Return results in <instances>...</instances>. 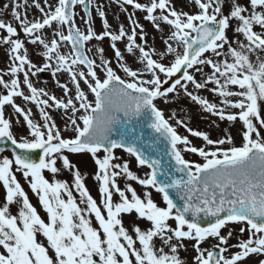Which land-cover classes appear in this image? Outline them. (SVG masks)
I'll return each instance as SVG.
<instances>
[{"label": "snow or ice", "instance_id": "obj_1", "mask_svg": "<svg viewBox=\"0 0 264 264\" xmlns=\"http://www.w3.org/2000/svg\"><path fill=\"white\" fill-rule=\"evenodd\" d=\"M188 2L198 11L178 10L173 0H122L145 13L144 19L161 33V50L148 45L147 33L135 13L128 17V29L120 24L114 30L103 6L96 5L102 21V30L97 32L93 0H43L47 10L40 0H33L42 14L34 20L28 18V0H11L0 7V15L10 9L17 25L0 18V30L6 33L0 37V45L8 46L10 61L7 72H0V86L7 90L0 94V141H11L15 146L12 158H0V183L6 190L5 202L0 205V264H187L180 251H187L189 241L196 253L195 264H264V135L260 131L264 129V0ZM77 6L84 12L80 17L83 30L76 22ZM162 24L168 26L167 33ZM46 28L52 30L51 39L43 34ZM230 30L234 40L228 36ZM106 38L112 58L102 46ZM93 41L96 43L88 47ZM26 42L42 46V66L30 59ZM65 45L71 48L67 54L60 51ZM129 57L142 67L134 68ZM204 67H210L211 73L204 75ZM44 71L51 73L64 98L34 86L30 76ZM61 73L70 75L74 95H69L67 83L60 82ZM177 73L180 77L167 86ZM197 73L202 74L201 80ZM5 75L11 79L5 80ZM81 82L94 99H89ZM21 84L30 94L21 90ZM209 84L215 85L211 91L222 98L223 107L188 90L189 85L200 90ZM180 90L221 121L239 119L245 129L242 143L237 146L230 134L212 140L207 133L188 128L191 135L216 146L209 151L179 135L157 101L168 103L169 94H179ZM16 97L35 103L43 124L31 118V109L17 105ZM6 105L23 117L30 139L16 138L12 120L5 117ZM51 108L65 112V130L70 129L73 136L62 135L48 112ZM134 125L155 134L149 147L158 142L168 145L166 152L174 163H169L167 171L160 158L146 155L138 146L143 134L137 136ZM113 134L119 138L114 139ZM37 149L41 153L38 160L32 155ZM116 149L135 157L139 166L150 171L141 178L130 170L128 161L115 162L120 159ZM66 152L88 153L94 159L100 204ZM185 152L198 154L203 163L185 159ZM58 161L73 173L79 203L67 182H50L45 177V170L54 176L61 171ZM16 173L28 181L46 219L30 202ZM118 177L135 181L146 190L138 194L131 183L122 189ZM148 189L160 195L162 204ZM114 194H118L119 202L113 201ZM12 204L20 205L17 215L10 212ZM93 215L97 226H93ZM125 217L129 218L128 227ZM138 221L145 222L146 227ZM233 224L242 225L239 233L248 232V238L239 239L236 245L229 244L234 234L229 225ZM226 228L227 234H222ZM210 240L217 241L214 247H202ZM232 247L238 250L225 255Z\"/></svg>", "mask_w": 264, "mask_h": 264}, {"label": "rangeland", "instance_id": "obj_2", "mask_svg": "<svg viewBox=\"0 0 264 264\" xmlns=\"http://www.w3.org/2000/svg\"><path fill=\"white\" fill-rule=\"evenodd\" d=\"M23 2V0H21ZM51 3H55L56 0H50ZM141 3L147 2V0H140ZM243 3L244 0H241ZM10 4L11 0H0V7L3 6V4ZM41 6L45 7V10H47V7L44 5L43 0H40ZM173 3L176 5L177 9H182L183 11H188L190 13H195L198 11L197 7L189 3L188 0H173ZM28 18L29 20H34V19H39L42 18V14L39 12L38 9L34 7L33 0H28ZM96 5H102L103 9L106 13V17L108 19L109 24L112 26V28L115 30L117 29L118 25L123 24L126 29L129 28V21L128 17L130 14L135 13V19L139 21L140 24L144 26V30L147 33V36L145 39H147L148 45H154L158 50L163 49V44L161 42V33L157 32L150 21H147L144 19L145 13L134 9L131 5H128L130 14H127V12L122 8V6L119 5L117 0H93V8H92V13H93V21H94V27L97 32H100L102 30V21L101 18L97 15L96 13ZM23 11V9L21 10ZM77 13L76 17V22L77 25L81 27L83 30L85 28V25L83 21L80 19L81 16H84V13L81 10L80 6H77L75 9ZM224 11L227 14L228 12V7L227 4L224 7ZM0 18L5 19L8 22H13L10 9L5 10V12L0 15ZM14 23V26H17ZM162 28L164 29V33H167L169 31L167 25H161ZM53 27H56L55 24ZM257 30L259 28L257 27ZM139 31V30H138ZM18 33L21 38H24L23 32L19 29L18 27ZM43 34L48 38H52V30L51 29H44ZM3 35H6V33L3 30H0V37ZM228 36L230 39H235V35L233 31L228 32ZM241 40H243V37H239ZM96 42L93 41L92 44L87 45L88 47H91L94 45ZM140 43L143 44L144 40L141 39ZM102 46L106 50V54L109 58H112V53L109 48V41L106 38L105 41L103 42ZM26 47L29 50V56L30 59L34 62L37 63L38 66H42L44 63L43 58L39 55L40 52L43 51L42 46L39 45H32L30 43L26 42ZM118 47H121V50L123 51V45L118 42ZM7 50L8 46L7 45H0V72H7L8 66L10 64L9 57L7 55ZM60 51L64 54H67L71 51L70 45H65L62 46ZM210 55V54H208ZM169 60L171 57L168 58ZM129 64H131L134 68H140L142 67L139 63H133L131 57L128 58ZM167 63V61H165ZM113 67L117 70L118 74L121 75L122 77L124 76V73L119 70L118 66L113 63ZM211 73L210 67H204L203 68V74L207 75ZM19 78L23 79V74L20 73L18 74ZM196 77L198 80H201L203 78L201 73H197ZM5 80H10L11 77L8 75L4 76ZM30 79L34 86L38 88H45L46 91H48L50 94L56 95L58 98H64V93L61 88L57 86L55 83L51 73L49 71H44L42 73H37L36 76H30ZM59 79L61 83H67L69 89H71V92L69 95H74L75 92V86L71 83L70 81V75L68 73H61L59 74ZM170 86V85H169ZM215 87L213 84H209L205 89H200L196 90L193 88L192 85H189L188 90L192 91L196 95H200L204 97L205 99H208L212 103H216L218 107H223L221 101L222 98L218 96V94L214 93L211 91V89ZM81 88L88 93V89L86 85L81 82ZM21 90L25 92V94H30L29 90L27 89L26 85L21 84ZM232 90H236L233 88ZM6 91L3 86H0V94H6ZM89 94V99H94V97ZM15 103L17 105H20L23 107L25 110L31 109L32 112V119H34L35 122L43 124V118L40 115L39 108L37 105L33 102H28L24 101L22 97H16L14 98ZM51 103V101H50ZM157 106L164 112L165 118L169 120V122L176 127L177 132L181 136H187L188 139L191 141V144L195 147H204L206 150H215V145H207V143L202 139L195 137L191 135V133L188 132V128L193 129L194 131H200V132H205L209 135V138L212 140H218L220 138H225L227 135H231L233 137V140L237 146H239L242 143V132L245 130L244 126L239 119H237L234 122H229L227 120L221 121L219 117L212 115L211 113L204 111L200 105L197 103L193 102L189 97H187L183 90L179 91V94L173 93L169 94V102L164 103L163 101L158 100L157 101ZM228 111L231 112H238L239 110L237 109H228ZM49 114L55 121L57 127L61 129L62 135L65 138H69L74 135L71 130H65V126L67 124V116L63 110L58 112L57 109L51 108L48 109ZM5 117L8 119L12 120V131L16 138L19 140L21 136L28 137L29 139L31 138L29 136L28 129L26 127V123L23 120L22 116H19L14 108H12L9 105L5 106ZM17 119L19 120V123H17ZM177 121H183L184 125H187V128L184 127V125H178ZM79 122V121H78ZM261 134L264 135V129H260ZM224 147H228V145H224ZM66 155H69L70 160L72 161L73 164H75L84 179L85 186L88 188L90 194L93 196V198L97 201L98 204H100L101 201V195L99 193V182L95 179V174L98 171V167L94 162V159L92 156L88 153L84 154H70V153H65ZM185 159L193 162H198V163H203V158L200 157L198 154H193L189 152L183 153ZM102 158L103 152L99 154ZM115 155L119 157L120 159L115 161L117 163H122L123 161H128L130 170L139 175L141 178L144 177L146 172H149L150 170L147 169L146 166L141 167L138 165L137 161L135 160V157L129 156L128 153L123 151L122 149H116L115 150ZM4 156H7L9 158H12V154L10 152H3L0 154V158H3ZM57 167L61 168V171L57 173L55 176L45 170L44 175L47 179H49L50 182H54L55 180H60V181H65L69 184V187L72 190L73 196L76 198L77 202H80V195L79 192L76 190L75 185H74V175L72 172L68 171L67 169L62 168L61 162H57ZM17 179L21 183L22 187L24 188L25 192L27 193L30 202L37 208L38 213L42 216V218L46 219V213L44 212V209L42 205H40L38 201L37 195L31 190L30 185L27 180L23 178V176L20 173H16ZM117 182L119 186L123 189L126 185V183H131L132 187L137 190L138 194H143V192L146 190L142 186H140L137 182L135 181H126L125 178L123 177H118ZM153 192V196L155 197L157 203L162 204V198L160 197L159 194L155 192V190L148 189ZM5 189L2 186V183H0V205H2L5 202ZM130 196V193L128 194ZM64 198L66 199V193L64 194ZM113 201L114 202H119V196L118 194H114L113 196ZM81 207H84L83 204L80 205ZM20 205L17 204H12L10 205V212L13 215H17L19 212ZM103 210V209H102ZM93 220V226H97L94 215L92 216ZM125 226H129V218L125 217L124 218ZM140 226L142 228L146 227L145 222L143 221H138ZM173 226H175L173 224ZM242 225L239 224H233L229 225V228L233 230V236L229 239V244L230 245H236L238 243L239 239H247L248 238V232L245 231L243 234L239 233V228ZM227 228L222 230V234H227ZM159 243V242H157ZM187 243V251L181 249L180 251V256L182 259H184L187 264H194V256L196 254H190V253H195V251L192 248V243L193 242H186ZM217 241L210 240L209 242L205 243L202 245V247L208 248L210 245L215 246ZM167 250V249H166ZM238 249L235 247L229 248V251L225 253V255H230L231 253L237 251Z\"/></svg>", "mask_w": 264, "mask_h": 264}, {"label": "water", "instance_id": "obj_3", "mask_svg": "<svg viewBox=\"0 0 264 264\" xmlns=\"http://www.w3.org/2000/svg\"><path fill=\"white\" fill-rule=\"evenodd\" d=\"M136 127V135L140 136L143 134V139L138 141V146L145 149L146 155H152L154 158H160L163 161L164 171H167L169 163H174V161H171L170 156L167 154L166 150L168 149V145L163 142H158L157 144L152 145L149 147V144L151 143L152 137L155 135L150 129H147L146 127H142L140 125H134ZM114 139H118L119 137L116 134H113ZM15 146L11 144V141L2 140L0 141V149H13ZM17 152H20V149H16ZM40 150H35L33 155V159L38 160V157L40 155ZM177 176L181 175L179 173L176 174ZM163 179L164 177H160ZM174 195V194H173ZM177 203H180L179 200H177ZM218 251V250H216Z\"/></svg>", "mask_w": 264, "mask_h": 264}]
</instances>
